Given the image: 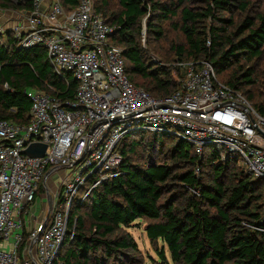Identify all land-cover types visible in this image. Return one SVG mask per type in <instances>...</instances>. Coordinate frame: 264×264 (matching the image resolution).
<instances>
[{"label":"trees","instance_id":"obj_1","mask_svg":"<svg viewBox=\"0 0 264 264\" xmlns=\"http://www.w3.org/2000/svg\"><path fill=\"white\" fill-rule=\"evenodd\" d=\"M94 1L96 11L119 26L113 42L126 49V75L133 84L153 97H166L183 74L174 64L208 61L218 79L241 92L264 117V82L257 78L264 66V5L257 8L250 0H177L171 5L118 0L122 11L108 17L107 1L99 6ZM2 2L5 8L31 9L29 2ZM62 2L67 9L76 5V0ZM179 11L185 43L172 46L171 62H152L141 44L142 21L154 14L147 37L160 41L162 24ZM76 87L71 75L62 78L54 72L44 48L21 49L11 32L0 36V118L27 124L32 103L26 91L72 102ZM119 148L121 175L94 188L83 203H73L61 264H144L128 231L138 220L149 221L151 244L168 248L171 261L164 247L157 249L160 264H264V179L253 180L236 161L214 165L216 156L200 157L194 146L170 135L135 133ZM209 171L213 178H204Z\"/></svg>","mask_w":264,"mask_h":264},{"label":"built area","instance_id":"obj_2","mask_svg":"<svg viewBox=\"0 0 264 264\" xmlns=\"http://www.w3.org/2000/svg\"><path fill=\"white\" fill-rule=\"evenodd\" d=\"M13 2L31 5L23 23L10 29L18 47L44 48L54 72L71 75L77 87L72 102L26 91L32 103L27 124L0 118V264H61L73 203L80 192L83 203L121 175L119 147L135 133L173 136L200 157L216 156L214 165L236 161L253 180L264 179V117L218 79L210 62H177L173 67L183 72L178 88L153 97L128 79L126 49L113 42L119 26L96 11L94 0H76L71 9L62 0ZM6 30L0 25V36ZM34 144L47 146L43 157L26 154ZM60 170L68 173L50 218L45 226L46 219L32 225L41 184ZM90 180L96 181L87 188Z\"/></svg>","mask_w":264,"mask_h":264},{"label":"rangeland","instance_id":"obj_3","mask_svg":"<svg viewBox=\"0 0 264 264\" xmlns=\"http://www.w3.org/2000/svg\"><path fill=\"white\" fill-rule=\"evenodd\" d=\"M3 0H0V10H2L4 8V11H6V13H15V15H17L18 17H22V13H19L21 10L20 9H14V10H10L11 8H8L9 6L2 7L1 4H3L4 2H2ZM13 1V0H12ZM107 1V6L108 8V14L107 16L110 17V15L112 13L115 14H119L122 11V8L120 6V3L118 0H106ZM154 2H161V3H167V4H173V3H177V0H153ZM252 2V4L257 7V8H261L264 5V0H250ZM97 5H101V3L103 2V0H96ZM2 13H4L2 11ZM19 13V15H18ZM154 14H150L148 15L141 23V26L143 28V32H142V40H141V44L143 46V49L145 50V52L148 54V57L151 58L150 60L152 62H163V60L166 62H171L172 60H174V53H173V49L172 46L173 45H182L185 43V37L182 33V31L179 29V26L181 25V15H180V11L178 12L177 16L173 19H171L168 22H164L162 24V29H163V33H164V37L160 40V41H155L154 38H151L150 40H148L147 37V27H148V22L153 19ZM5 29H7V27H3ZM6 38L2 39L3 41ZM166 58H168L169 61H166ZM231 71H228L226 74H224L225 79L228 78V75L230 74ZM257 78L259 80V82L263 83L264 82V66L258 71V75ZM187 147V146H186ZM208 151V150H206ZM162 160V158H161ZM77 170H74V174L70 175L71 180H74L77 176ZM200 175V174H199ZM204 178L206 179H212V174L211 172H207L206 176H204ZM48 187V186H46ZM61 190V188H60ZM82 192L79 193L78 197L80 196ZM78 197L76 198L75 203L78 200ZM168 197V196H166ZM37 198H46V190L44 188V184H41L40 186V191L39 194L37 196ZM43 206V204H42ZM84 213L87 214L88 209L89 208H85V205L82 206ZM39 210H37V212L35 213V217L38 218L39 215ZM47 216H45V214L42 216V218H40L39 222L43 221L46 219ZM86 220H87V224H89L88 221V215H85ZM33 220V219H32ZM34 221H36L34 219ZM35 223V222H34ZM149 223L148 220H138L136 221L129 229V233L133 236V238L135 239V241L137 242L140 250L143 253V258H144V264H160L159 261V256L157 253V249L159 250L160 248H163L164 245L162 242H159L157 245L156 244H151V242L149 241V239L147 238V234H146V227L147 224ZM37 224V222H36ZM165 248V252L167 257L169 258V260L171 261V255L168 251L167 247Z\"/></svg>","mask_w":264,"mask_h":264},{"label":"crops","instance_id":"obj_4","mask_svg":"<svg viewBox=\"0 0 264 264\" xmlns=\"http://www.w3.org/2000/svg\"><path fill=\"white\" fill-rule=\"evenodd\" d=\"M10 10H14V9H10ZM20 10L21 11L19 13L23 14V12H26V10L24 9L20 8ZM2 11L4 13H2ZM22 17H18L17 15H15V13H6V11H4V8L0 10V25L3 27H7L6 34L2 37H5L8 32H11L10 29L12 27L18 24L19 25L22 24L23 23ZM67 173L68 172H66L65 170H60L56 173L50 174L46 178L45 182L43 183L44 188L46 190V198H41V199L37 198L35 204L32 206L31 217L29 218V221H28L29 223L31 221L32 225L36 224V222L38 223L40 218H42L44 214L45 216H47L48 212L50 211V208L52 207V204L56 201L57 194L60 192L61 181L64 179ZM38 209H40L39 215H38V218H36L35 213L37 212ZM34 219L36 221H34Z\"/></svg>","mask_w":264,"mask_h":264},{"label":"water","instance_id":"obj_5","mask_svg":"<svg viewBox=\"0 0 264 264\" xmlns=\"http://www.w3.org/2000/svg\"><path fill=\"white\" fill-rule=\"evenodd\" d=\"M47 150V146L43 145V144H34L31 145L27 150H26V154L31 156V157H43L45 152ZM51 212H52V207L50 208V211L47 214L46 220H45V224L46 225L48 219L51 216Z\"/></svg>","mask_w":264,"mask_h":264}]
</instances>
